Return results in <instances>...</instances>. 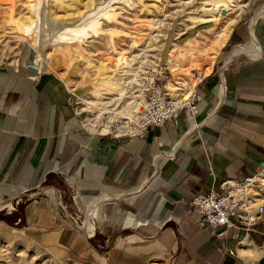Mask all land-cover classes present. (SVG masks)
<instances>
[{"label":"crops","instance_id":"crops-1","mask_svg":"<svg viewBox=\"0 0 264 264\" xmlns=\"http://www.w3.org/2000/svg\"><path fill=\"white\" fill-rule=\"evenodd\" d=\"M247 27L233 36L259 51L227 57L216 80L198 85V114L180 112L138 137L84 126L54 77L1 73L0 196L30 200L12 223L104 264H264V211L247 230L236 222L211 230L187 211L191 195L223 179L264 175V16L250 28L254 40ZM88 213L91 229L70 223Z\"/></svg>","mask_w":264,"mask_h":264},{"label":"rangeland","instance_id":"rangeland-1","mask_svg":"<svg viewBox=\"0 0 264 264\" xmlns=\"http://www.w3.org/2000/svg\"><path fill=\"white\" fill-rule=\"evenodd\" d=\"M263 5L264 0H0V74L32 73L34 65L35 72L69 90L84 126L99 132L104 123L114 134L124 117L137 115L139 78L164 77L182 91L191 85L199 96L198 85L216 80L235 47L258 52L257 42L246 47L249 38L236 40L233 31L248 26L254 40L250 19ZM8 201L0 209V264H104L88 253L67 254L38 243L22 222L12 223L30 200Z\"/></svg>","mask_w":264,"mask_h":264},{"label":"built area","instance_id":"built-area-1","mask_svg":"<svg viewBox=\"0 0 264 264\" xmlns=\"http://www.w3.org/2000/svg\"><path fill=\"white\" fill-rule=\"evenodd\" d=\"M159 77L155 80L139 78L141 82L138 81L139 85L136 86H139L137 96L141 103L137 106V115L133 120L124 117L116 128L118 132L111 135L138 137L148 128L160 127L167 120L175 122L180 112L187 113L190 118L198 114L200 98L193 88L190 89L191 85L185 91L180 87L179 90L173 91L166 84L164 77ZM177 92L187 93V97L180 99L175 96ZM261 184V174L258 170L241 179H223L217 188L191 195L187 202V211L192 210L195 213L196 224L211 230L229 226L232 222L247 230L258 221L264 211ZM74 198L77 196L73 195L72 200H75ZM220 234L221 231L216 233L217 236Z\"/></svg>","mask_w":264,"mask_h":264},{"label":"bare ground","instance_id":"bare-ground-1","mask_svg":"<svg viewBox=\"0 0 264 264\" xmlns=\"http://www.w3.org/2000/svg\"><path fill=\"white\" fill-rule=\"evenodd\" d=\"M264 13V5L263 6H261V7H259L258 8V10L256 11V13H255V15H254V17H253V19H250V24H251V27L253 26V23H254V21H255V19L260 15V14H263ZM242 18V14L241 13H239L238 14V18H236L237 20H239V19H241ZM236 19L234 20V21H232L231 22V24H233L234 22H236ZM252 33V32H251ZM238 52H245V53H248V51H247V49L246 48H244V47H237V48H235L234 50H233V52H232V57L235 55V54H237ZM256 53V51H254L253 52V56H254V54ZM39 59H41L40 57H39ZM174 62H175V64L177 65V64H179L180 63V59H176L175 58V60H174ZM34 66V65H33ZM177 66H179L180 67V64L179 65H177ZM35 68V67H34ZM35 70H37V68H35ZM136 85H139V82H137L136 83ZM168 87L170 88V90H179V88L178 87H176V86H174V85H172V84H168ZM137 90V89H136ZM137 96V95H136ZM175 96L176 97H178V98H180V99H183V98H185V97H187V93H181V92H177V93H175ZM93 124V123H92ZM91 124V125H92ZM90 125V124H89ZM100 126V128H99V132H102V131H105L106 133L108 132V125L107 124H102V125H99ZM260 172V174H261V180H262V184H263V182H264V175H263V168L259 171ZM264 185V184H263ZM264 187V186H263ZM262 187V185H261V188L264 190V188ZM51 198H53V200L56 202V203H59V200H58V198H57V196H55V194H52L51 193ZM262 198V200L264 201V197H261ZM92 208H93V205H92ZM91 210H94L95 211V208L94 209H91ZM91 216V213L89 214L88 213V216L85 218L86 220H85V224H86V226H87V229L89 230V229H91V221L89 220V217ZM73 220H74V218H73ZM74 224H75V222H73ZM73 224V225H74ZM74 226H76V227H78V228H83V222H81V224H78V225H74Z\"/></svg>","mask_w":264,"mask_h":264},{"label":"water","instance_id":"water-1","mask_svg":"<svg viewBox=\"0 0 264 264\" xmlns=\"http://www.w3.org/2000/svg\"><path fill=\"white\" fill-rule=\"evenodd\" d=\"M29 68H30L31 70H35V68H34L33 66H29Z\"/></svg>","mask_w":264,"mask_h":264}]
</instances>
